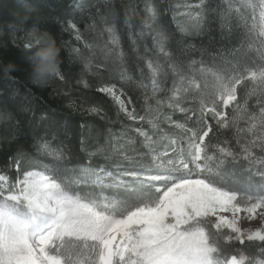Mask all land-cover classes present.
Listing matches in <instances>:
<instances>
[{"label": "trees", "instance_id": "16d2710c", "mask_svg": "<svg viewBox=\"0 0 264 264\" xmlns=\"http://www.w3.org/2000/svg\"><path fill=\"white\" fill-rule=\"evenodd\" d=\"M149 7L156 9L155 20ZM229 7L238 11L229 14ZM197 14L202 15L199 25L194 19ZM126 17L131 18V27L124 24ZM252 19L251 9L240 0H232L231 5L225 0H206L203 5L200 0H0V174L14 183L27 172H42L62 183L68 181L66 190L86 200L121 199L126 193L114 185L131 183L134 178L126 173L147 174L153 155L167 152L175 158L181 149L186 153L188 130L199 135L205 121L212 128L205 138L209 154L216 146L238 153L240 144L251 139L246 131L237 132L247 129V119L221 128L211 113L202 117L201 110L202 105L216 107L231 119L237 104L244 105L247 114L264 107L258 86L256 95H248L252 86L248 81L237 86V101L232 105L213 103L220 90L216 75L226 82L261 63L259 45L250 49L255 41L249 31ZM73 23L75 29L70 28ZM113 23L122 57L108 54L113 46L104 28ZM36 29L52 33L61 50L60 77L42 87L30 82L31 65L24 54ZM161 45L167 55L160 52ZM10 61L17 70L7 73ZM149 62L157 68L156 91L151 87ZM122 73L128 78L122 79ZM104 88H114L119 94H109ZM177 104L185 111H179ZM44 143L51 146L49 151L41 149ZM52 150H62L63 159H55ZM225 167L233 180L251 177L252 185L261 182L246 171L243 160ZM100 169L103 186L93 182ZM226 187L239 194L241 207L244 196L258 194L256 187L242 183L230 182ZM261 247L264 242L260 241L222 243L214 255L221 264L241 254L247 258L245 264H255L264 261Z\"/></svg>", "mask_w": 264, "mask_h": 264}, {"label": "snow or ice", "instance_id": "6c2138e0", "mask_svg": "<svg viewBox=\"0 0 264 264\" xmlns=\"http://www.w3.org/2000/svg\"><path fill=\"white\" fill-rule=\"evenodd\" d=\"M225 2L232 4V0ZM205 3L206 0H200L201 5ZM240 3L252 11L249 31L255 41L250 49L259 45L256 50L261 63L226 82L216 75L220 90L213 103L223 107L237 101V86L244 81L252 85L249 96L257 94V86L259 94L264 96V0H240ZM147 11L155 20L156 9L149 7ZM232 11L238 9L229 7V14ZM194 19L199 25L202 15L197 14ZM124 24L131 27V18L126 17ZM144 26L151 27L147 23ZM70 28L75 29L76 25L73 23ZM104 31L113 46L108 54L116 52L122 57L115 23L106 24ZM160 52L167 55L162 45ZM148 67L152 70L151 87L156 91L157 68L152 62ZM121 78L127 79V74L122 73ZM102 91L113 94L111 88ZM176 107L185 111L178 104ZM208 113L221 128L234 127L238 120L247 119V129L238 128L237 132L246 131L251 139L246 144L237 141L238 153L227 146H216L215 152L209 154L210 145L205 143V138L212 128L205 121L199 135L188 130L191 136L186 153L181 149L175 158L167 152L153 155L152 167L145 169L147 174L126 173L133 181L114 185L124 189L126 195L121 199L105 196L100 200H86L66 190L68 181L62 183L42 172H27L12 184L0 174V264H221L214 254L222 243L264 242V227L243 231L235 218L242 210L254 218L258 210L264 209V107L258 113L247 114L245 106L237 104L233 117L228 119L216 107L202 105L201 116L206 117ZM177 127L184 126L177 124ZM140 134L151 142L146 133ZM170 143L174 145L176 141L173 139ZM50 147L48 143L41 145L44 151ZM51 154L57 160L63 159L62 150H52ZM161 156L168 158L161 159ZM240 160L247 163L246 171L260 177L259 185H252L251 177L245 181L231 178L225 165ZM153 169L156 174H151ZM100 173L103 169L96 173L93 182L103 186ZM230 182L254 186L258 194L244 196L242 209L239 194L226 187ZM227 211H232L233 219L217 216L218 212ZM212 217L217 218L213 221ZM224 227L230 232H223ZM260 250L264 253V247ZM246 259L243 254L239 258L234 255L224 264H245ZM255 264H264V261Z\"/></svg>", "mask_w": 264, "mask_h": 264}, {"label": "clouds", "instance_id": "9594fccd", "mask_svg": "<svg viewBox=\"0 0 264 264\" xmlns=\"http://www.w3.org/2000/svg\"><path fill=\"white\" fill-rule=\"evenodd\" d=\"M60 51L56 37L52 33L40 29L31 33V39L25 47L24 54L31 65L29 80L33 85L42 87L57 76L61 65ZM16 70L17 66L11 61L5 66L7 73Z\"/></svg>", "mask_w": 264, "mask_h": 264}, {"label": "rangeland", "instance_id": "374dc122", "mask_svg": "<svg viewBox=\"0 0 264 264\" xmlns=\"http://www.w3.org/2000/svg\"><path fill=\"white\" fill-rule=\"evenodd\" d=\"M112 93L119 94L116 90H114V88L112 89ZM120 96L123 100L124 108L129 111L127 100L122 95ZM9 184H12V182L9 181ZM261 213H264V209L258 210L257 215L254 218H249V214L243 210L239 213H236L235 218L237 226L243 231L256 230L264 227V214ZM217 216H224L227 217L229 220L233 219L232 211L218 212Z\"/></svg>", "mask_w": 264, "mask_h": 264}, {"label": "water", "instance_id": "95a60500", "mask_svg": "<svg viewBox=\"0 0 264 264\" xmlns=\"http://www.w3.org/2000/svg\"><path fill=\"white\" fill-rule=\"evenodd\" d=\"M121 98V97H120ZM122 99V98H121ZM123 101V100H122Z\"/></svg>", "mask_w": 264, "mask_h": 264}]
</instances>
